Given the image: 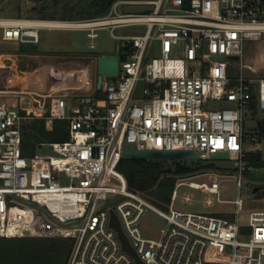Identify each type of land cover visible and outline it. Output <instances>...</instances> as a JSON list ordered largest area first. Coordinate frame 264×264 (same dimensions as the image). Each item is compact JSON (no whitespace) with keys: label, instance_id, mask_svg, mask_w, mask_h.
I'll return each mask as SVG.
<instances>
[{"label":"built area","instance_id":"1","mask_svg":"<svg viewBox=\"0 0 264 264\" xmlns=\"http://www.w3.org/2000/svg\"><path fill=\"white\" fill-rule=\"evenodd\" d=\"M15 1L23 6L50 0ZM125 5L153 11L124 14L120 8ZM44 22L0 17L1 41L37 45L41 30L69 28L95 40L99 30L108 29L114 39L126 42V59L120 52L119 77L105 79L102 98L96 92L83 108L71 110L66 95L56 91L26 94L23 102L31 111L0 100V240L68 239L73 245L67 264H137L111 227L114 212L142 264H264V211L251 213L250 241L241 242L240 235L248 232L240 225L243 199L234 202L233 221L175 208L182 187L219 196L221 176L212 182L198 180L212 177L207 173L179 177L167 213L130 191L119 171L126 148L198 152L203 161L228 153L241 185L249 169L247 156L258 151L248 150V144H262L260 129L248 139L243 125L252 93L264 109V78L245 74L256 71L243 63V47L263 41L264 0H118L105 17L59 21L70 23L67 27ZM137 26L146 27V33H115ZM156 44L160 55L151 58ZM237 58L241 69L234 78L228 60ZM6 93L11 92L0 86V97ZM210 103L215 106L209 108ZM36 120L45 121L49 131L55 121L68 122L70 139L49 146L55 155L25 157V127ZM64 178L68 185L62 184ZM111 195L117 199L105 204ZM193 200L189 193L182 196L183 203ZM205 202L211 206L214 201ZM149 210L166 221L157 240L146 238L141 227ZM212 243L231 248V260H209ZM240 248L255 255L242 257Z\"/></svg>","mask_w":264,"mask_h":264},{"label":"rangeland","instance_id":"2","mask_svg":"<svg viewBox=\"0 0 264 264\" xmlns=\"http://www.w3.org/2000/svg\"><path fill=\"white\" fill-rule=\"evenodd\" d=\"M15 0H0V17H31L34 7L40 8L43 5H53L55 2L65 3L73 1H44L35 5H23L21 8H15ZM120 11L124 14H148L153 11L145 6H134V5H125L120 8ZM59 19V17H57ZM146 27L137 26L130 27L122 30L115 31L116 35L123 34L125 36L130 35H144L146 33ZM2 31L0 30V52H14L20 50L18 46H11L4 44L1 41ZM42 44L38 46L24 45L22 49H37L42 51H52L57 53L64 52H79L85 55H99L103 53H115L118 46L120 45L121 49L125 48V41H118L113 38L111 31L108 29H103L98 31V37L95 40H91L87 36V32L78 29L72 30H62V29H43L41 30ZM94 45L95 48H91ZM244 57L243 63L247 64L249 67H255L260 70L258 74L252 72L251 69H246L245 74L253 76L255 78H264V38L262 42H246L243 47ZM178 54H181V51H178ZM1 57H4L3 54H0ZM159 45L156 44L152 53L151 58L159 57ZM2 59L0 58V67L2 66ZM65 59L61 57H50L43 58L42 62H39L41 68L39 73L42 72L52 83L55 80L53 69L47 67L48 65H58L62 63ZM68 60V59H66ZM76 62L80 61L83 64H88L89 60L84 61L74 60ZM232 69V75L234 78L240 75V65L242 62L241 58L228 60ZM90 68V75L92 76V85L95 87L96 92L98 93L97 98H102V90L98 89V74L97 67L95 62H93ZM9 70H0V86L3 87L7 84L9 78ZM110 82L113 80H109ZM145 86L144 82L139 84V90L141 91ZM2 89V88H1ZM1 101L7 102L9 105L15 104L17 109H21L24 106L21 99L13 100L9 98H0ZM79 104H76L75 107H78ZM215 105L210 103L209 108H213ZM243 125L245 128V135L248 139L253 138V136L260 129V122H264V109L258 106L256 109L248 108L243 112ZM50 139H46L43 143H36L32 141L27 146V154L25 157L31 158L37 155H55V152L49 147ZM59 143V142H57ZM45 144V145H43ZM261 153L262 158L264 159V142L258 147L254 143H249L247 146L248 150L256 149ZM163 161V165L172 164L174 160H160ZM189 165H206L210 164L213 166V170H205L204 172H197L191 177L197 176L201 173L211 174L212 177H202L198 180L200 181H209L212 182L216 180V176H221L223 179L220 180L219 190L220 194L218 195H206L198 190H192L187 187H182L178 190L179 198L174 202L175 208L182 212L188 213H197L204 215H221L226 219L235 220L237 218V207L235 201L239 198L244 201V210L240 213V225L247 228L246 233H243L239 237L241 242L250 241L251 230L249 228L250 215L255 211H264V167L261 168H251L248 172L242 174L241 185L239 186L240 172L236 166V163L231 160H197V161H185ZM214 175V176H213ZM189 178V176H187ZM63 185H68L69 181L64 178L62 180ZM184 193H189L194 196V200L191 204L183 203L182 196ZM164 196L160 193V196L156 200H151L152 204L161 209L164 212L170 213V206L172 203V197L170 203H166V200L161 198ZM168 196V195H167ZM208 198H211L214 202L213 205L208 206L205 202ZM117 199L116 195H111L109 200L105 204H112V202ZM220 201H223L222 203ZM159 203V204H158ZM161 204V205H160ZM142 230L146 238L157 240L161 235V230L166 227V221L162 219L155 211L149 210L146 217L143 219L141 224ZM238 254L242 257L254 256L255 253L247 248H240ZM233 256V250L229 247L212 243L208 253L207 258L212 261H226L229 262Z\"/></svg>","mask_w":264,"mask_h":264},{"label":"trees","instance_id":"3","mask_svg":"<svg viewBox=\"0 0 264 264\" xmlns=\"http://www.w3.org/2000/svg\"><path fill=\"white\" fill-rule=\"evenodd\" d=\"M117 1L76 0L65 3L55 2L53 5H43L40 8L34 7L31 18L68 22L97 19L108 15ZM15 3V10L22 7L19 3ZM24 45L26 44L19 46L21 51L25 50L22 49ZM124 49H121L122 61L126 59ZM26 51L28 50L26 49ZM257 107V98L252 93L251 108L256 109ZM260 132L261 141L264 142V122H260ZM46 139H50V143L68 141L70 139L68 122L55 121L51 131L47 129L43 120H36L27 125L23 136L24 155L27 154V146L32 141L43 143ZM162 162L160 160L123 158L120 162L119 171L125 176L130 191L142 195L149 202L156 200L161 193L164 195L161 198L166 200V203H170L179 177H187L197 172L213 170V166L210 164L189 165L185 161H175L172 164L163 165ZM247 162L249 169L264 167V159L259 151L250 153L247 156ZM219 217L223 216L219 215ZM72 245V241L68 239H3L0 240V264H67Z\"/></svg>","mask_w":264,"mask_h":264},{"label":"crops","instance_id":"4","mask_svg":"<svg viewBox=\"0 0 264 264\" xmlns=\"http://www.w3.org/2000/svg\"><path fill=\"white\" fill-rule=\"evenodd\" d=\"M63 30V29H62ZM67 30V29H64ZM72 30V29H68ZM42 44V38L38 46ZM11 46H20L18 44H8ZM17 50L14 52H0L4 57L2 59V70H9V78L7 84L2 88L6 93L2 95V98H11L13 100L21 99L28 93L42 94L49 91L60 92L62 95H66L69 108H83L86 105L92 103V97L96 94V89L92 85V76L90 75V68L93 62L97 67V59L100 55L114 54V53H103L99 55H85L79 52H64L57 53L49 50L42 51L35 49ZM50 57H61L65 60L58 65H48L53 69L55 80L50 83V80L45 75L39 73L43 58ZM68 59V60H66ZM89 60L88 64H83L80 61L74 60ZM258 74L260 70L252 67ZM253 72V71H252ZM254 73V72H253ZM98 74V73H97ZM13 92V93H12ZM0 97V98H1ZM24 106L20 110L27 109L28 111L34 110L33 107L29 108L24 102ZM79 104L78 107H75Z\"/></svg>","mask_w":264,"mask_h":264},{"label":"water","instance_id":"5","mask_svg":"<svg viewBox=\"0 0 264 264\" xmlns=\"http://www.w3.org/2000/svg\"><path fill=\"white\" fill-rule=\"evenodd\" d=\"M120 52L121 47L118 46L114 54L100 55L97 58V73H98V89L101 90L105 83V79H116L120 75ZM219 59V58H216ZM222 60V58H221ZM53 147L51 146V149ZM125 158H139L142 160H174V161H197L200 159L198 152L190 151H139L135 148H126L124 150ZM212 160H229L228 153H218L212 157ZM111 227L115 229L121 240L123 249L134 257L137 264H142L136 250L130 244L121 227L120 221L116 214L112 212Z\"/></svg>","mask_w":264,"mask_h":264},{"label":"bare ground","instance_id":"6","mask_svg":"<svg viewBox=\"0 0 264 264\" xmlns=\"http://www.w3.org/2000/svg\"><path fill=\"white\" fill-rule=\"evenodd\" d=\"M43 25H49V26H59V27H67V26H71L70 23H66V22H59V21H48V22H44ZM0 58L1 57L0 55Z\"/></svg>","mask_w":264,"mask_h":264}]
</instances>
